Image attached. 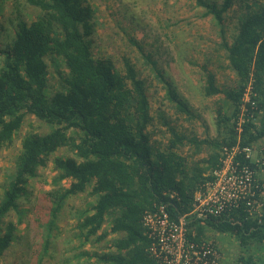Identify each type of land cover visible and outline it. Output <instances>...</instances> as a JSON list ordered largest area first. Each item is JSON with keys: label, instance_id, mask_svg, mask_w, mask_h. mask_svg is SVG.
I'll return each mask as SVG.
<instances>
[{"label": "trees", "instance_id": "obj_1", "mask_svg": "<svg viewBox=\"0 0 264 264\" xmlns=\"http://www.w3.org/2000/svg\"><path fill=\"white\" fill-rule=\"evenodd\" d=\"M24 1L35 9V17L28 22L18 19L11 39L0 46V149L12 144L27 114L47 129L23 136L2 191L0 261L17 239V224L24 215L19 203L30 195L29 180L38 176V168L46 166L51 154L66 147L73 156H56L53 160L51 182L57 187L48 192L50 205L40 225L41 244L35 264H57L51 245L60 234L58 218L68 199L85 192L87 186H91L94 202L74 216L80 244L116 234L110 242L111 250L93 254L96 261L159 264L147 249L143 213L157 202L167 203L173 216L189 210L205 173L218 163L221 146L237 141L236 121L249 83L256 107L251 118L242 123L240 143L252 146L264 139V0H191L204 8L202 16H210L221 33L227 13L234 8L241 10L232 41L222 43L235 85L219 88L215 73L203 65L204 94L223 93L225 97V106L216 114L218 132L223 126L224 134L190 137L178 132L162 115L169 133L166 144L152 138L154 116L147 82L140 77L135 62L123 56V68L118 70L112 58L94 57L92 4L86 0ZM48 63L54 66L59 84L50 93ZM157 76L175 111L193 117L190 104L161 72L157 71ZM246 106L250 111V102ZM184 146L192 147L190 157L203 151L206 157L189 160L180 151ZM168 192L176 196L170 197ZM107 215L110 225L105 229ZM236 217L238 221L220 216L207 219L206 225L192 222L190 226L195 228L197 238L203 236L204 226L235 236L246 247L235 264H264V255L255 261L248 252L254 241L264 243V211L259 221L244 218L242 211Z\"/></svg>", "mask_w": 264, "mask_h": 264}, {"label": "rangeland", "instance_id": "obj_2", "mask_svg": "<svg viewBox=\"0 0 264 264\" xmlns=\"http://www.w3.org/2000/svg\"><path fill=\"white\" fill-rule=\"evenodd\" d=\"M94 8L93 55L97 58L110 57L118 70L123 68L122 57L135 62L140 77L147 82L150 112L154 116L150 126L152 138L166 144L169 133L162 123L165 116L170 124L190 137H218L220 133L216 122L219 108L225 106L223 93L212 96L204 94L205 75L203 65L216 75V84L221 89L235 85V75L228 68L223 41L230 43L240 19L241 10L231 9L224 21L223 32L210 16H202L204 8L191 0H86ZM35 9L24 0H0V46H4L13 34L18 19L30 21L35 17ZM60 69H64L61 65ZM157 71L163 74L177 92L190 104L194 116L187 117L177 113L167 100V90L159 80ZM48 87L50 93L59 88L58 76L54 66L48 63ZM46 126L33 115L27 114L18 132L14 134L10 146L0 149V197L12 171L15 158L21 150V140L28 132L46 130ZM187 146L181 148L185 153ZM192 148V147H189ZM192 152V151H190ZM189 152V154H190ZM56 156H73L66 147L59 148L47 159L45 167H39L38 176L29 180L28 198L20 199L19 208L24 211L23 220L17 224V239L1 258V264H35V254L41 244V223L45 220L50 205L48 192L57 187L51 180L55 173ZM205 152L190 157L192 160L204 158ZM252 159H264V139L252 145ZM259 178L264 179V167L258 169ZM66 181L64 186H67ZM91 186L85 192L68 199L63 214L58 218L60 234L53 240L52 254L57 264H101L94 253L111 250L110 242L116 234H110L105 240H96L80 244L75 217L81 210L94 202L90 194ZM75 216V217H74ZM9 217V214L6 218ZM12 219L16 215L12 212ZM110 225V216H106L103 228ZM201 239L211 241L220 254V264H235L238 255L245 253L246 247L228 233L219 232L210 226H204ZM84 252V254H83ZM248 252L258 257L264 255V243L254 241ZM31 254V258L29 257ZM46 264V263H45Z\"/></svg>", "mask_w": 264, "mask_h": 264}, {"label": "built area", "instance_id": "obj_3", "mask_svg": "<svg viewBox=\"0 0 264 264\" xmlns=\"http://www.w3.org/2000/svg\"><path fill=\"white\" fill-rule=\"evenodd\" d=\"M252 94L255 93L249 83L236 121L237 141L221 146L218 163L205 173L189 210L173 216L167 203L157 202L143 213L142 225L149 239L147 249L159 264H220L218 249L211 241L196 237L192 222L206 225L207 219L220 216L238 221L236 216L241 211L244 218L260 220L264 211V182L257 171L262 169L264 159H252V146L240 143L242 123L251 118L256 107ZM168 194L176 196L174 192Z\"/></svg>", "mask_w": 264, "mask_h": 264}, {"label": "crops", "instance_id": "obj_4", "mask_svg": "<svg viewBox=\"0 0 264 264\" xmlns=\"http://www.w3.org/2000/svg\"><path fill=\"white\" fill-rule=\"evenodd\" d=\"M190 151H193V149L187 147L186 150H185V153H183L184 155H186L188 157L189 160L191 159L190 158V154H192V152H190ZM189 152H190V154H189ZM203 152H205V151H203ZM203 152H201V153L203 154ZM204 157H206V153H205V156Z\"/></svg>", "mask_w": 264, "mask_h": 264}]
</instances>
